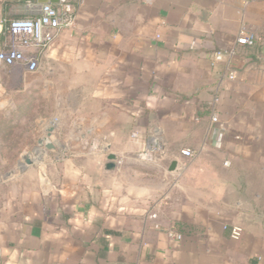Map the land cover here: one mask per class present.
Returning a JSON list of instances; mask_svg holds the SVG:
<instances>
[{"label": "crops", "instance_id": "0c3cea01", "mask_svg": "<svg viewBox=\"0 0 264 264\" xmlns=\"http://www.w3.org/2000/svg\"><path fill=\"white\" fill-rule=\"evenodd\" d=\"M68 1L35 73L0 67L54 144L0 172V264H264V0ZM42 2L0 0V50Z\"/></svg>", "mask_w": 264, "mask_h": 264}, {"label": "built area", "instance_id": "2783aa9c", "mask_svg": "<svg viewBox=\"0 0 264 264\" xmlns=\"http://www.w3.org/2000/svg\"><path fill=\"white\" fill-rule=\"evenodd\" d=\"M243 2L246 3L247 0H243ZM2 22L6 23L9 40L0 50V67L13 68L20 65L26 72L35 73L39 69L41 57L56 39L58 33L74 26V6L68 0H58L55 4L45 2L40 4L37 16L3 20ZM236 42L239 45L251 46L254 44V36L241 32ZM222 57L221 51H216L213 54L216 61L221 60ZM234 77V71L228 74L229 79ZM212 121L216 122L217 118L212 116ZM135 135L133 133V136ZM181 154L186 157L193 156L192 151L188 149H182ZM241 232L242 229L239 226L229 227L231 239H239ZM166 233L170 238L176 240L182 237L181 234L173 230H167Z\"/></svg>", "mask_w": 264, "mask_h": 264}, {"label": "rangeland", "instance_id": "374dc122", "mask_svg": "<svg viewBox=\"0 0 264 264\" xmlns=\"http://www.w3.org/2000/svg\"><path fill=\"white\" fill-rule=\"evenodd\" d=\"M11 69L20 68L14 67ZM21 69L24 68L22 67ZM14 71L10 74H13ZM4 82V95L11 97L10 103H13L14 99V104H16L14 107L10 105L8 114H0V172L7 169V173H11L8 168H10L16 156L24 149L36 148L37 143L34 135L35 124L32 121L34 115L24 113L20 117L21 119L12 115L17 106V101L28 103V94L25 93V96H22L21 93L16 92L19 89V85L13 83L11 75H5ZM42 107L45 108V105L43 104Z\"/></svg>", "mask_w": 264, "mask_h": 264}, {"label": "water", "instance_id": "95a60500", "mask_svg": "<svg viewBox=\"0 0 264 264\" xmlns=\"http://www.w3.org/2000/svg\"><path fill=\"white\" fill-rule=\"evenodd\" d=\"M43 2L42 3H45L46 0H42ZM52 2H57L58 0H51ZM52 131H53V127L50 126L48 129H47V137L46 138H43V139H38L37 140V145H36V148L34 150L35 153H38L39 151V148L40 147H44L46 149H53L54 148V144L52 143V141L50 140V136L52 134ZM107 159L108 161L106 162L105 164V168L106 169H113L114 166H115V155L110 153L107 155ZM24 162L27 163V164H30L32 163V161L29 159V156L28 155H25L24 156ZM174 168V162L171 163V166H170V169H173Z\"/></svg>", "mask_w": 264, "mask_h": 264}]
</instances>
